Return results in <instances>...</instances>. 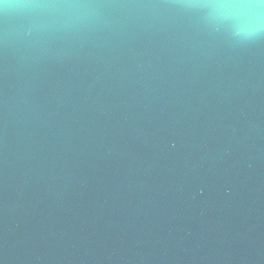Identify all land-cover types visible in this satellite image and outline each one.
Instances as JSON below:
<instances>
[{
  "label": "water",
  "instance_id": "1",
  "mask_svg": "<svg viewBox=\"0 0 264 264\" xmlns=\"http://www.w3.org/2000/svg\"><path fill=\"white\" fill-rule=\"evenodd\" d=\"M0 264H264V0H0Z\"/></svg>",
  "mask_w": 264,
  "mask_h": 264
}]
</instances>
